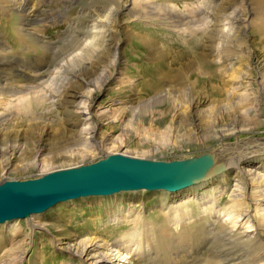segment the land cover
Segmentation results:
<instances>
[{"label": "rangeland", "instance_id": "1", "mask_svg": "<svg viewBox=\"0 0 264 264\" xmlns=\"http://www.w3.org/2000/svg\"><path fill=\"white\" fill-rule=\"evenodd\" d=\"M26 1L28 8L32 9L38 17L53 14V17L44 20L39 28L41 33L53 42V50L40 53L31 51L28 49L29 43L25 35L23 36L26 37L25 39L16 40L20 36L19 29L23 24L20 18H14L15 12L13 11L20 0H15L14 4L11 0H0V36L7 50H15L18 55L17 58L15 56L10 58L9 55L3 57L0 64V79L9 78L12 75L20 79V81L16 80L15 84L3 82L0 85V112L7 114L5 120L0 122V147L12 144L14 139L23 145L21 154L8 169L3 168V159L0 157V182L33 179L48 172L90 164L104 160L108 155L124 152L125 155L131 157L166 164L164 176L174 174L177 167H181V170L183 164L197 159L201 153L210 151V148H219L217 153L223 155L217 156L216 161L213 160L207 164L209 170L215 169L214 172L189 184L197 183L215 174L211 177L210 183L198 190L185 188L181 191L183 192L182 197L179 196V198L170 195L169 191L162 190L164 188H156L157 190L154 191L137 190L109 196L85 195L58 202L43 212L0 222V264H19V257L25 246L23 234L12 236L11 226L24 227L22 233L25 234L28 221L38 220L43 213L47 214L49 230L35 229L34 231L37 238L34 243L37 245L34 261L37 264H84L77 258V255L56 246L50 239V232L57 234L58 237L62 234H68L67 236L72 234L70 239L67 236L65 238L68 240L67 247L71 248L76 242L89 236L94 241L105 242L107 245H112L113 249H119L122 247L121 243L126 238V234L131 232L139 220L133 213L139 212L140 218L154 220L156 227L160 226L158 219L164 220V213L165 222L168 223V213L165 212L167 206L174 207L181 202L188 205L189 215L182 220L183 229L174 230V234L169 236L172 241L170 240L167 247H173L171 258L164 257L165 243H163L159 249L156 248L151 252L148 262L144 260L145 258L139 257L141 256L140 249L139 256H131L127 264H212L210 258L219 257V254L216 252L217 244H213L207 236L210 218L206 208H209L210 202L217 206L231 207V197L226 192L231 184V173L226 174L224 169L227 160L236 155V152L231 150L230 153L228 151L224 154L223 144L220 145L221 143L215 141L206 143L205 146L187 141L188 143L181 149L177 148L179 146L177 143L179 138L187 137L192 131L193 124L189 117H186V113L189 110V99L196 89L206 99L199 105L202 113L207 109L214 110V114L222 110L212 108L214 104L219 103L207 90L206 78L194 83V75L188 72L185 78L180 76L176 77L177 79H165L162 87L160 86L155 91L151 89L145 93L143 88L144 82L155 77V67L159 63L161 64L159 71L170 68L172 72H177L182 61H175V59L179 54L184 55L186 44L194 39L179 30L180 26L172 28L158 20L152 21L150 12L166 14L177 25L176 20H179L182 12L186 13L187 9L191 7L194 9L200 4L202 6L204 0H107L105 10L102 9L101 0H77L71 4L68 3L69 7L66 8L63 17L55 15L65 10L64 3L68 0ZM263 1L260 5L256 0H221L213 9L216 13H213L214 19H227L229 16L231 18L229 34L221 37L220 41L217 40L216 44H220L225 49L224 55L234 56L237 61H241L242 66L234 71L237 78L232 79L233 85H238L243 81V77L244 79L250 77L252 85L248 106L252 107L253 111L246 117L251 132L238 133L237 136L249 140L253 137L263 139L262 142H264V90H258L264 87V32L261 35L256 33V28L250 24V21H255L253 18L256 17L251 13L259 10L258 8H264ZM119 10L121 11L118 13ZM90 14H93L92 17ZM239 15L245 20V24L246 22L250 24V27L247 26L244 31L235 25L232 27L235 17ZM261 22H264V17H261ZM235 23L238 24V21ZM95 30H99L96 31L98 35L93 33ZM213 32L217 37L216 31ZM88 37H93L91 44L86 42L90 40ZM99 37L103 39L99 40ZM78 39L80 40L77 41ZM75 43L77 45L86 43V47L80 49L81 52H78L76 57L75 54L72 57L73 53L79 50L78 48L73 51V46L76 47ZM116 43L118 44L115 51V47L111 46ZM202 45L203 42L196 50L202 51ZM151 49L160 52L159 57L162 58L159 59L160 61H155L150 57L148 53ZM194 53H189L183 61H195ZM38 69L42 72L44 70L46 74L51 70L49 73L50 86H48L50 88L45 93L50 92L51 96L57 100L54 104L41 99V94L36 92L39 88H30L36 84L32 79ZM110 76H112L111 79ZM85 77L93 80L92 83L84 84L82 88L85 92L90 90L89 98L85 101L89 107L88 111L93 113L105 109L113 115L117 114V119L112 122L99 121L95 114L90 116L83 113L81 118H87L85 125L87 122L98 121V131L104 137L102 144L99 146L90 142L88 148L70 147L73 151H69L67 147L61 151L62 154L53 155L50 148L58 140L65 142L70 134L68 128L72 115L70 107L65 106L63 100L67 97L63 95L62 99L59 95L71 90L72 85H76V81L80 82L79 79L82 80ZM223 79L227 78L223 77ZM18 86L23 88L24 97L19 102L15 100L10 102L8 90ZM74 89L77 90L78 86L76 85ZM114 98L129 99L127 103L133 108L129 110L123 108L124 103L108 104ZM81 100L80 98L75 99V101ZM232 105L234 106L230 103V106ZM220 116L226 118L224 114ZM255 122L261 123L260 125L253 124ZM42 142L46 147H43L39 155L34 158L33 151L38 147L36 144H42ZM253 164L257 165L259 162L252 160L251 165ZM184 186L186 187L187 184ZM139 201L142 204H139ZM205 202L207 204H204ZM106 205L110 207L108 212ZM249 211L253 216L256 213L255 207H250ZM190 215L195 217H190ZM113 217L117 220L115 221ZM258 219L255 224H258ZM259 234L262 251L260 250L261 253H257V256L264 257V229L262 227L259 228ZM169 237L152 244L168 242ZM29 241L30 239L26 244L28 247L31 244L28 243ZM30 254L29 252L25 255L24 264H27ZM257 256L246 260L252 263L254 258H258Z\"/></svg>", "mask_w": 264, "mask_h": 264}, {"label": "bare ground", "instance_id": "2", "mask_svg": "<svg viewBox=\"0 0 264 264\" xmlns=\"http://www.w3.org/2000/svg\"><path fill=\"white\" fill-rule=\"evenodd\" d=\"M14 1L15 0H11V3L14 4ZM73 1L77 2V0H68V2H65L64 3L65 10H62V13L61 11L59 14L56 13L57 15L55 16L63 17L66 8H68L69 4H71V2ZM101 1L103 2L102 9L106 8L105 3H107V0H101ZM218 1L220 2L221 0H204L202 2L203 4L202 6L200 4L196 6V8L194 9H191L192 7L189 8V10L187 9V12L186 13L182 12L181 15L179 16V20L178 21L176 20V22L178 23L177 25L176 23H174L175 21L171 17H168V15L166 16V14L163 13L161 14L159 12H150V19L152 21L158 20L160 23L165 24V26L172 28L174 26L175 27L180 26L179 30L184 31L186 35H189L194 39L190 43L186 44L183 53L184 55L180 56L179 54L178 57L175 59V61H182L181 65L179 66V69H177L178 70L177 72L176 71L172 72L170 68L164 71H159L158 69L161 65L159 63L158 66L155 67V72H154V74H156L155 77L153 79L150 78L151 80L148 79L147 82H144L143 88L145 93L149 92L151 89L155 91L160 86L162 87L163 85L162 82L165 79L167 78L175 79L176 77L178 78L180 76L185 78L188 73L194 75V83L200 80L202 81V79L206 78L207 90L211 93L214 100L219 103V104H214L212 108L216 107V109H220L222 111L220 112L217 111V113L214 114L213 112L214 110L211 111V109H207L204 113H202L201 109H199V105L205 102L206 99L204 98L203 95L200 94L199 90L196 91L197 90L196 89L195 93L189 99V103H188L189 110L186 113L187 114L186 117H189V119L191 120V123L193 124V128L187 137H183L181 139L179 138L177 143L179 146L177 148L181 149L182 146L188 143L187 141H192L202 146L207 145L206 143H212L215 141L217 143L218 142L221 143L220 145L223 144L224 150L222 151H225L224 154L227 153L228 151L230 153L231 150L236 152V155H234L233 157L231 156V158L227 160L224 169V172L226 174L228 173L229 175L231 173L230 175L231 184L229 185V187H227L226 190V192H228L229 196L231 197L230 199L232 202L231 207H228L227 205L217 206V204L210 202L209 203L210 206H208L209 208H206V210L208 211L207 215L210 218L209 221L210 223L208 224L207 236L212 240L211 242L213 244L214 243L217 244L216 252H218L219 254V257L210 258L211 259L210 261L212 262V264H264V257L257 256L258 255L257 253H261L262 251L260 247L261 242H260L259 228L262 227V229H264V142H262L263 139H256L254 137L252 140H249L237 136L238 133L241 134L243 132H246L248 134V132H251V127H249L248 125L249 122L248 120H246V117L248 114L251 113V111H253L252 107L248 106L249 104L248 102L250 101L249 95H251L250 91L252 85L250 84V77H245V79L243 77V81L238 83V85H233L232 79L237 78V76L234 74V71L237 70L238 67L242 66L241 61H237L236 57L234 56L224 55L223 52H225V49H223V47H221L220 44L219 45L216 44L217 40L220 41L221 37H224L225 35L229 34L228 28L230 27L229 25L231 19L230 16L227 19L213 18V13H215L213 12V9L217 7ZM262 1L263 0H256L257 4L260 3V5L262 4ZM16 4L17 5H15L14 11L12 10L13 12H15L14 18L15 19L20 18L23 24V26L20 27L19 29L20 36L19 37L17 36L18 39L16 38V40L25 39L26 37L25 38L23 37L25 35L27 36L26 40H28L27 42L29 43L28 49H30L31 51H36L40 53L42 51L46 52L48 50L49 51L53 50V42L47 39L39 29L41 23L44 20H47L48 18H52L53 14L50 13L38 17V15L32 9L28 8L26 0H20V2ZM148 6L149 5L147 4V7ZM150 7L154 8L155 6H150ZM258 9L259 10L255 11L254 13H251L252 15L253 14L256 15V17L253 18L255 19V21L253 22L250 21V24H253L254 27L256 28L257 31L256 33L261 35L264 32V22H261V17H264V8L263 9L258 8ZM120 11L121 10L117 12L119 13ZM92 15L90 14V17H92ZM236 21H238V24L235 23ZM246 23L247 24H245V20L241 18V16L239 15L235 17L232 23V27L233 25H235L237 28H240L241 30L244 31V29L247 26L250 27V24L248 22ZM96 31L99 30H95V32L93 33L97 34ZM213 31H216L217 37L214 36L215 34ZM92 38H89L90 40H86V42L91 44ZM100 39L103 38L99 37V40ZM79 40L80 39H78L77 41ZM82 41L83 39L81 40V42ZM201 42H203L202 45L203 49L202 51H198L196 49H199ZM85 44L83 45L76 44V47L73 46V51L74 49H78V48L79 50L83 49L84 47H86ZM117 44L118 43L111 46V47H115L114 48L115 51L117 49ZM79 50L78 51L75 50L76 52L73 53L72 57L74 56V54L76 57V55H78L81 52V50L80 51ZM193 52H195L194 53L195 61H183L184 58L189 53H193ZM148 54L155 61L162 59L161 56L159 57L160 52L158 51L151 49L150 53ZM5 55H9L10 58H13V56H15L16 58L18 57L17 52L15 50L12 49L7 50L4 40H2L0 36V64L2 63L1 60ZM67 55L70 54L68 53ZM179 56L181 58H179ZM222 63H225V65H221ZM47 67H49V65ZM50 72L51 70H49V73ZM49 73L46 74L44 73V70L42 72L41 70L38 69L33 79L31 78L36 84L34 86H31L30 88L33 89L39 88V90H37L36 92L41 94L40 96L41 99H44L45 102L54 104L57 100L51 96L50 92H48V94L45 93V91L50 88L48 87L50 86V78H51V76L49 78ZM45 76L47 77L46 79L44 78ZM223 77H226L227 79L224 80ZM111 78L112 76H110V79ZM16 80L20 81L19 77L16 75H12L9 78L0 79V85L3 82H5V84H9V83L15 84V82H17ZM79 80L80 82L77 81L75 82L76 85L78 86L77 90L74 89L76 85H72L73 87L71 86L72 87L71 90L65 91L64 94L60 93V95L58 93V95L62 99L64 97L63 95L67 97L66 99L63 100L65 106L70 107V113L72 115L70 119L71 122L69 123V128H68L70 134L67 136V140L65 142L63 140H62L63 142L58 140V142H56L51 148L49 147L50 150L53 151L52 152L53 155L54 154L56 155V153L62 154L63 152L61 151L67 147H69L70 149L69 151H73V149L70 147L82 146L84 148H88V145H90L92 142L99 146L102 144V142L104 141V137L98 131V126H97L98 121L93 123L87 122V124L85 125L87 118H81V115L83 113H87L90 116L95 114L98 118L96 119L99 121L107 120L112 122L115 119H117V114L113 115L111 114V112H108L105 109L102 110L100 109L97 112L95 111L93 113L88 111L89 107L87 104H85V101H87L89 98L90 90L85 92V90H83L82 88L84 84L90 82L92 83L93 80L89 79L88 77ZM179 83H181V81ZM186 85H183V87L184 86L186 87ZM22 89L23 88H21V86H18L13 88L12 90H8L9 92L8 98L10 102H13L14 100L19 102L24 97V93ZM261 90H264L263 86L258 91ZM154 93H158V92H154ZM76 98H80L82 100L75 101ZM113 102L124 103L125 105H123L122 107L128 108V110L133 108L128 105L129 99L122 100L120 98H114L110 100L108 104ZM230 103L234 104V106L233 105L230 106ZM142 104L145 105V103ZM80 107L82 108V110ZM220 114H224L226 118L225 119L222 118ZM5 115H7L6 112H0V122L5 120ZM257 123L258 125H260L259 123L261 122H255L253 124H257ZM178 131H180V129ZM36 145L38 147H36V150L33 151L34 158H36L39 155L40 150L43 147H46V145L43 142L42 144L37 143ZM22 146L23 145L21 143H19L16 139H14L12 144H9L3 148L0 147V157L3 159L2 165L4 169H8L12 165V162L19 157V155L23 150ZM218 151L219 148L218 149L210 148V151H208L207 153L206 152L201 153L200 154L201 156H199L197 159L188 161L185 164L182 163L184 166L182 167L181 170H180L181 167L180 168L177 167V170L174 174H170V176H164V178L168 182H172L175 179H180L179 185L173 188H164V189L160 188V189L169 191V193H171L170 195H172L175 198H179V196L182 197L181 195H183V192L181 191H184L183 189L185 188L198 190L206 186L208 183H210L211 177H213L215 174L209 176L208 178L202 181H197V183H193V184H189V183L204 178L206 175L215 171V169L209 170L207 168L208 167L207 164L213 160L216 161L217 156L223 155L222 153H217ZM64 152H66V150ZM124 153H116V154L123 155L129 158H135L125 155ZM136 159H141V158H136ZM252 160H254L256 163L259 162V164L251 165ZM186 174H189L191 176H184ZM193 178L195 179L193 180ZM186 184L187 186L185 187L184 185ZM137 190L154 191L157 189L147 188V187H124L109 193H96V194H87V195L109 196L111 194H117V193L122 194L124 192H133ZM184 203L182 202L177 203L174 207L167 206L165 212L168 213L167 215L168 223L165 222V213H164L163 216L164 220L158 219L157 221L159 222L160 226H156V227L154 226V224L156 223L154 220H151L150 218L149 219L140 218L139 212L133 213L135 214V217L139 218V220L135 224V227L132 228L131 232H128L126 234L125 236L126 238H124L123 243H121L122 247L119 249H113L112 245H107L105 242L94 241L93 238L89 236L76 242L73 248H71L70 246L67 247L68 240H66L65 238L68 234H64V235L62 234L60 237H58L57 234L55 235V233L53 234V232H50V239L53 240L56 246H59L60 248L69 251V253L72 252L73 254L77 255V258L80 261H82V263L84 264H127L129 263V258L131 256H136V257L139 256L140 249H141V256L139 257H142L143 259L145 258L144 260L148 262L150 259L149 256L151 252H153L156 248L159 249L160 245H163V243H165V245L163 246L165 247V249L163 250L164 257L170 259L173 247L171 248L167 247L168 243L172 241L169 236L174 234L173 233L174 230L181 231L183 229L182 220L184 217H187L189 215V213L187 212L189 207L186 204L184 205ZM139 204H142V202L139 201ZM204 204H207V202H205ZM106 206L107 207L105 208L106 211L108 212V209L110 207L108 205ZM250 207L253 208L255 207L256 213L254 216L249 211ZM48 208L44 209L43 211L47 210ZM191 216L193 215H190V217ZM39 217L40 218L38 220L28 221L27 224L28 227H26L27 231L25 232V234L22 233V229L24 227L16 226V225L11 226L10 231L12 236L14 235L16 237L20 234H23V236L25 237V239H23L25 241V246L22 248L21 255L19 257V264H24L23 259L26 257L25 255H27L29 252L31 254L29 255L27 264H37L34 261L36 260V258L34 259V255H35L34 253H35V248L37 246L34 245V243L36 242L35 240L37 239L36 232L34 231L35 229L49 230L47 227L49 226L47 214L43 213ZM19 218H23V217H19ZM113 218L115 221L117 220L116 217ZM257 218L260 219V222L258 219V224H255ZM12 219H16V218H12ZM5 220H11V219H4L0 222H3ZM152 229H154V231H152ZM71 235L72 234L67 236V238L70 239ZM165 237L170 238L168 242L163 241L158 244H152L162 241L163 238ZM29 239L30 241L28 243H31L30 247H28V245L26 246L27 240ZM147 246H149V248H147ZM120 250L129 251V252L125 253V252H121ZM253 255L254 256L256 255L258 258H254L253 259L254 261L252 263H248L246 259L254 257ZM172 259L175 258L172 257Z\"/></svg>", "mask_w": 264, "mask_h": 264}, {"label": "water", "instance_id": "3", "mask_svg": "<svg viewBox=\"0 0 264 264\" xmlns=\"http://www.w3.org/2000/svg\"><path fill=\"white\" fill-rule=\"evenodd\" d=\"M165 164L119 154L104 160L45 173L26 180L0 182V221L39 213L58 202L124 187L173 188L180 179L164 178ZM184 176H191L186 174Z\"/></svg>", "mask_w": 264, "mask_h": 264}]
</instances>
